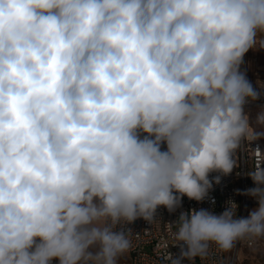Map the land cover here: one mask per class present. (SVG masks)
<instances>
[{"label":"clouds","instance_id":"9594fccd","mask_svg":"<svg viewBox=\"0 0 264 264\" xmlns=\"http://www.w3.org/2000/svg\"><path fill=\"white\" fill-rule=\"evenodd\" d=\"M258 42L264 0H0V264H119L128 225L203 202L264 138V105L245 111L264 93L241 70ZM251 149L237 194L257 207L181 211L161 264L264 239Z\"/></svg>","mask_w":264,"mask_h":264},{"label":"built area","instance_id":"2783aa9c","mask_svg":"<svg viewBox=\"0 0 264 264\" xmlns=\"http://www.w3.org/2000/svg\"><path fill=\"white\" fill-rule=\"evenodd\" d=\"M261 85H264V78ZM260 89L264 91V88H261V86ZM261 99L263 100L261 101ZM256 102L264 104V98L260 97ZM257 146L264 152V139L255 141L250 146L245 144L244 149L237 151L236 159L238 167L234 168L231 174L221 176L219 184L213 183V188L209 191L208 196L203 202L189 200L184 196L182 198V207L178 208L174 213H169L163 206L158 207L157 216L160 220L156 223L149 224L141 218L128 225L133 232L130 237L132 247L125 254L127 256L126 264H161L160 257L156 252V246L162 239L168 238L165 223L175 222L181 211L205 208L214 211L216 214H220L227 207V201L232 200L238 205V217H246L249 205L257 204V202L249 196L238 195L237 190L242 192L254 186L252 180L245 173L257 162L251 149ZM216 175H219V173H211L209 178L212 179ZM169 250L173 254L179 253L178 247L170 246ZM52 264H59V262L54 259ZM182 264H190V262L184 260ZM196 264H229V262L227 253L219 252L213 246L210 249L208 258L205 260L196 258Z\"/></svg>","mask_w":264,"mask_h":264},{"label":"rangeland","instance_id":"374dc122","mask_svg":"<svg viewBox=\"0 0 264 264\" xmlns=\"http://www.w3.org/2000/svg\"><path fill=\"white\" fill-rule=\"evenodd\" d=\"M241 70L246 72L248 80L252 83L254 89L264 93L260 89L264 78V48H260L259 42L257 49H250L244 56V63L241 65ZM264 94L261 97L264 98ZM263 99H261L262 101ZM261 103H251L245 107L246 112L251 113V118L254 120L256 113L259 111ZM264 139V138H261ZM257 204H251L248 207L246 216L249 211L256 208ZM229 264H264V239H259L254 245H249L247 242H239L231 251L227 252ZM127 256L120 258L119 264H126Z\"/></svg>","mask_w":264,"mask_h":264}]
</instances>
